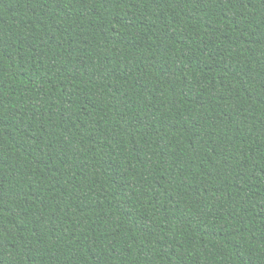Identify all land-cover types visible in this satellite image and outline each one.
<instances>
[{
	"label": "trees",
	"instance_id": "16d2710c",
	"mask_svg": "<svg viewBox=\"0 0 264 264\" xmlns=\"http://www.w3.org/2000/svg\"><path fill=\"white\" fill-rule=\"evenodd\" d=\"M0 264H264V0H0Z\"/></svg>",
	"mask_w": 264,
	"mask_h": 264
}]
</instances>
